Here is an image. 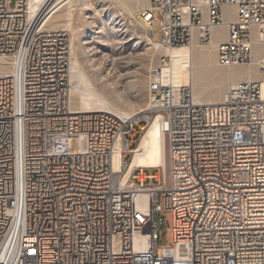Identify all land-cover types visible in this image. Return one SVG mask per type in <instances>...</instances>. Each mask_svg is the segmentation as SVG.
Segmentation results:
<instances>
[{
  "label": "built area",
  "instance_id": "obj_1",
  "mask_svg": "<svg viewBox=\"0 0 264 264\" xmlns=\"http://www.w3.org/2000/svg\"><path fill=\"white\" fill-rule=\"evenodd\" d=\"M25 1L0 0V57L13 59L0 61V264H264V81H229L220 101L198 102L164 73L163 54L143 111H76L69 37L29 18ZM155 14L162 48L190 44L195 26L207 46L223 25V67L264 46V0H149L138 16L151 39ZM158 115L166 172L135 168L123 182Z\"/></svg>",
  "mask_w": 264,
  "mask_h": 264
},
{
  "label": "bare ground",
  "instance_id": "obj_2",
  "mask_svg": "<svg viewBox=\"0 0 264 264\" xmlns=\"http://www.w3.org/2000/svg\"><path fill=\"white\" fill-rule=\"evenodd\" d=\"M76 0H26L27 12L29 18L33 15H43V27L49 29H64L73 32L72 17L74 2ZM119 3L135 17V12H139L148 6L149 0H118ZM139 15V13H138ZM139 19V16H137ZM139 22H143L139 19ZM223 26V25H222ZM220 27V26H218ZM224 27V26H223ZM215 28L213 29V31ZM214 33V32H213ZM155 48H162L156 40L148 39ZM218 38L214 37L209 45L199 44V30L194 27L190 44L183 49L162 48L163 53L170 58V67L164 73L172 79L175 85L189 84L192 88V96L198 102L220 101L225 93V86L229 81L236 82L244 80H253L251 73L257 74V80L264 81L262 72L258 69L259 58L263 53L254 54L249 64L236 65L232 67H223L216 61V42ZM74 36L71 37V65H70V102L71 107L76 111L106 110L113 112L121 117H128L145 108L127 109L121 104L111 100L105 93L98 90L89 77L83 65L78 61L75 52ZM0 61L13 64L11 57H0ZM4 66V65H2ZM236 67H243L237 75V80L232 77V71ZM12 71L11 68H7ZM236 75V74H235ZM223 83L224 89H223ZM227 88V87H226ZM209 89L206 97L204 92ZM149 103V101H148ZM134 110V111H133ZM136 147L131 148V156L128 160V168L125 172L123 182L135 168H162V173L167 168L166 138L161 127L160 116H156L143 129ZM160 175V174H159ZM144 174H142V178ZM122 182V183H123ZM146 194L138 195V205L145 198ZM146 234H136L134 242L136 249L145 248L148 243Z\"/></svg>",
  "mask_w": 264,
  "mask_h": 264
},
{
  "label": "rangeland",
  "instance_id": "obj_3",
  "mask_svg": "<svg viewBox=\"0 0 264 264\" xmlns=\"http://www.w3.org/2000/svg\"><path fill=\"white\" fill-rule=\"evenodd\" d=\"M138 13L139 10L134 17L118 0H76L72 17L73 32L62 29L67 33L70 45L71 37L74 36L77 59L87 71L93 85L111 100L127 109L135 110L147 106L149 72L157 59L164 54L162 48H155L150 44L147 27L139 22ZM152 27L155 31L153 40H157L158 14H155ZM213 32L215 38H222L226 30L216 27ZM186 46L177 47L175 50H184ZM254 50L259 57L260 53L256 51L263 52L264 46L256 44ZM240 71H243V67L233 69L234 80H237ZM250 76L257 80L255 72ZM224 85L223 83V89ZM226 87L227 84L225 90ZM208 91L209 89L204 92L203 98ZM140 136L137 135L138 140ZM138 140L133 142L131 148L136 147ZM77 142L73 138L69 147L76 149ZM130 156L127 155L126 158L129 160ZM147 169L162 173V168ZM153 217L157 219L158 214L154 213ZM159 230L162 236L158 244L159 247H164L167 244L164 221Z\"/></svg>",
  "mask_w": 264,
  "mask_h": 264
},
{
  "label": "crops",
  "instance_id": "obj_4",
  "mask_svg": "<svg viewBox=\"0 0 264 264\" xmlns=\"http://www.w3.org/2000/svg\"><path fill=\"white\" fill-rule=\"evenodd\" d=\"M218 28H225V27L220 26V27H218ZM225 30H226V29H225ZM225 36H226V32H225ZM225 36H224V37H225ZM224 37H222V38H218V40H222V39H224ZM218 40H217V41H218Z\"/></svg>",
  "mask_w": 264,
  "mask_h": 264
}]
</instances>
